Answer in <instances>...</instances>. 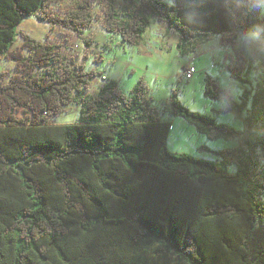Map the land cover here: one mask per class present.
Wrapping results in <instances>:
<instances>
[{"label": "trees", "instance_id": "trees-1", "mask_svg": "<svg viewBox=\"0 0 264 264\" xmlns=\"http://www.w3.org/2000/svg\"><path fill=\"white\" fill-rule=\"evenodd\" d=\"M59 2L0 0V60L16 65L0 73V264H264V0H74L58 14ZM33 15L77 35L98 21L129 45L157 19L182 55L217 36L224 46L255 36L247 68L226 66L249 86L240 102L204 80L206 98L223 104L216 115L242 117V130L170 98L172 118L238 145L214 152L218 162L171 152L172 118L143 79L128 93L108 79L85 95L100 72L60 46L22 35L12 50ZM74 104L77 123H51Z\"/></svg>", "mask_w": 264, "mask_h": 264}, {"label": "rangeland", "instance_id": "rangeland-1", "mask_svg": "<svg viewBox=\"0 0 264 264\" xmlns=\"http://www.w3.org/2000/svg\"><path fill=\"white\" fill-rule=\"evenodd\" d=\"M120 2L122 0H118L119 6ZM53 7L55 13L62 14L74 9L76 4L74 0H60ZM22 35L36 42L60 46L61 54L68 61L74 59L78 64H84L87 70L94 69L100 72L101 76L93 79L85 95H94L108 79L117 81L120 88L128 93L139 80L143 79L149 86L151 97L163 119L172 118L170 98L176 95L191 112L214 115L219 123L237 130L243 129V118H237L232 113L216 115L217 111L223 109V104L206 98L204 80L207 76L217 79L221 86L229 90L240 102L243 91L249 86L232 80L226 66L236 62L237 65H244L246 69L249 54L262 46L260 40L253 35L231 46H224L225 37L217 36L209 43L199 45L194 53L182 55L177 48V33L168 30L167 24L157 19H152L150 27L138 45L123 43L120 36L111 35L103 30L98 21L82 35H77L52 26L40 20L37 15L26 17L16 28L12 50L22 47L25 41ZM25 53L28 54L27 51ZM100 56L103 61L97 63L96 58ZM192 65L197 72L189 79L183 76V71ZM15 66L14 62L0 60V73L13 72ZM246 78L250 83H254L256 75L251 72ZM79 114L80 107L74 104L67 108L66 113L53 118L51 123L75 124L78 122ZM171 122L172 130L167 147L173 153H184L218 162L214 152L238 145L236 139L207 138L184 117L174 116Z\"/></svg>", "mask_w": 264, "mask_h": 264}, {"label": "built area", "instance_id": "built-area-1", "mask_svg": "<svg viewBox=\"0 0 264 264\" xmlns=\"http://www.w3.org/2000/svg\"><path fill=\"white\" fill-rule=\"evenodd\" d=\"M197 72L196 68L192 65L189 69L183 71V76L185 75L187 78H192Z\"/></svg>", "mask_w": 264, "mask_h": 264}, {"label": "crops", "instance_id": "crops-1", "mask_svg": "<svg viewBox=\"0 0 264 264\" xmlns=\"http://www.w3.org/2000/svg\"><path fill=\"white\" fill-rule=\"evenodd\" d=\"M120 87V86H119Z\"/></svg>", "mask_w": 264, "mask_h": 264}]
</instances>
